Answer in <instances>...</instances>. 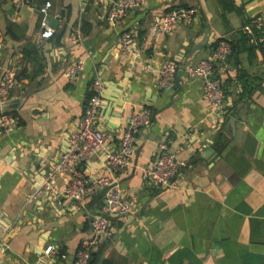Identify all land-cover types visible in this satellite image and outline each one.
I'll use <instances>...</instances> for the list:
<instances>
[{
	"label": "crops",
	"instance_id": "0c3cea01",
	"mask_svg": "<svg viewBox=\"0 0 264 264\" xmlns=\"http://www.w3.org/2000/svg\"><path fill=\"white\" fill-rule=\"evenodd\" d=\"M27 1L0 0V80L8 69L16 74L0 115L17 119L13 130L0 132V239L8 245L0 264H67L92 235L105 194L77 209L32 193L65 151L98 76L106 85L98 124L107 139L92 161L77 167L90 179L116 181L132 206L113 216L97 247L101 260L264 264V53L240 44L218 64L227 101L235 105L231 115L206 100L202 78L188 74L213 56L221 38L236 42L251 16L264 17V0H233V10L222 0H147L115 24L107 20L110 0H50L48 15L40 12L46 0ZM180 7L196 8L193 20L152 36L151 24ZM44 20L56 29L50 39L41 37ZM129 29L136 31L137 56L119 48ZM168 60L186 66L176 89L158 86ZM79 62L78 75L66 76ZM145 108L152 123L137 136L133 163L111 169L107 150L120 146L131 113ZM162 141L171 142L181 164L167 187L145 177ZM69 179L58 175L54 184L63 188ZM49 245L56 249L47 255Z\"/></svg>",
	"mask_w": 264,
	"mask_h": 264
},
{
	"label": "built area",
	"instance_id": "2783aa9c",
	"mask_svg": "<svg viewBox=\"0 0 264 264\" xmlns=\"http://www.w3.org/2000/svg\"><path fill=\"white\" fill-rule=\"evenodd\" d=\"M29 2V1H27ZM147 0H110L107 20L113 24L119 22L127 12L144 5ZM52 6L50 0L40 6V12L48 15ZM196 8L180 7L171 9L161 18L154 21L151 26V35L171 32L179 21L190 23L196 13ZM41 37L50 39L56 34V29L46 20L42 22ZM244 33L250 35L252 42L264 45V17L261 15L251 16L242 27ZM78 36L73 38L77 41ZM136 31L129 29L125 31L120 39V51L123 54L137 56L139 50L135 45ZM233 54L231 41L221 38L216 44L212 57L204 59L197 65L188 69L191 77H200L204 80L205 98L212 103L216 109L223 114L231 115L233 102L227 101L222 79L218 75V64L229 60ZM83 67V62L71 66L66 71V76L75 77ZM180 64L174 60L165 61L159 70V83L161 89H170L176 82ZM13 69H8L0 80V103L5 101L16 84V76ZM92 94L88 100L85 111L80 116L77 128L70 134L66 149L59 161L47 172V177L36 187L32 198L36 199L44 194L49 195L53 202L73 203L77 209L90 196L107 188L104 203L93 217V232L75 253L72 264H89L91 253L101 241L110 233L112 218L115 215L128 214L131 211L130 201L123 195L119 184L106 177L97 176L93 179L87 177L78 169V165L90 162L105 146L107 135L100 128L98 122L104 106V95L106 85L101 77H96L91 85ZM152 111L145 108L142 111H133L129 118L127 128L116 150H107L106 164L113 170H122L130 166L134 161L135 142L141 131L152 123ZM17 125L14 115H0V132H8ZM45 163V161H41ZM181 164L178 162L175 152L171 149L170 141H162L158 156L145 170V177L149 178L158 187H167L172 184L173 179L180 171ZM69 174L70 179L63 188L54 184L58 175ZM63 201V202H62ZM8 245L4 239H0V255L5 253ZM56 247L49 245L45 254H51Z\"/></svg>",
	"mask_w": 264,
	"mask_h": 264
},
{
	"label": "trees",
	"instance_id": "16d2710c",
	"mask_svg": "<svg viewBox=\"0 0 264 264\" xmlns=\"http://www.w3.org/2000/svg\"><path fill=\"white\" fill-rule=\"evenodd\" d=\"M29 1H33V0H29ZM233 2H234L233 0H222V3L227 10H233L234 9V3ZM240 32H241L240 39L236 40V42L231 41L232 42L231 44L233 47V53L236 51L237 46L240 44L244 45L245 48H247V50L252 54L257 50V48H260L264 53V45H252L253 43L250 44V42L252 41L250 35L244 33L243 29H241ZM248 44H250L249 47H247ZM234 112H235V105L232 108V113H234ZM102 253H103L102 248L94 249L91 253L92 261L89 264H112V262L109 260H103V261L101 260L102 259Z\"/></svg>",
	"mask_w": 264,
	"mask_h": 264
},
{
	"label": "water",
	"instance_id": "95a60500",
	"mask_svg": "<svg viewBox=\"0 0 264 264\" xmlns=\"http://www.w3.org/2000/svg\"><path fill=\"white\" fill-rule=\"evenodd\" d=\"M207 40L208 39L205 38L204 41H202L201 43H199L193 50L196 51V50L200 49L204 45V43L207 42ZM185 69H186V66L184 64H182L180 66L179 71H178L176 82L173 85V87L170 88V89H176L178 87V85H179V83H180V81H181V79H182V77H183V75L185 73ZM231 120L234 123L235 118L232 117ZM106 190H107V188H104L103 190L100 191L99 194L101 196H103L106 193ZM124 215H127V214H124ZM92 221H93V217H92ZM92 227H93V225H92ZM74 260H75V254L70 255L69 259L67 260V264H72ZM91 261H92V259H90V263H91Z\"/></svg>",
	"mask_w": 264,
	"mask_h": 264
}]
</instances>
